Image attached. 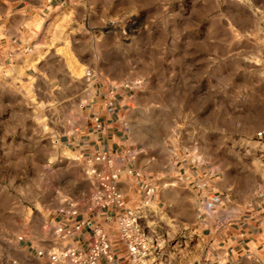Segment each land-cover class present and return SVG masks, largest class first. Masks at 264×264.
Masks as SVG:
<instances>
[{
  "label": "rangeland",
  "instance_id": "1",
  "mask_svg": "<svg viewBox=\"0 0 264 264\" xmlns=\"http://www.w3.org/2000/svg\"><path fill=\"white\" fill-rule=\"evenodd\" d=\"M96 90L126 96L124 156L65 146ZM126 159L213 174L225 205L264 203V0H0V264H39Z\"/></svg>",
  "mask_w": 264,
  "mask_h": 264
},
{
  "label": "crops",
  "instance_id": "2",
  "mask_svg": "<svg viewBox=\"0 0 264 264\" xmlns=\"http://www.w3.org/2000/svg\"><path fill=\"white\" fill-rule=\"evenodd\" d=\"M56 3L57 0H48ZM26 14L18 16V29L29 25ZM18 21V23H17ZM29 22V23H27ZM23 30H26L24 28ZM19 37H16V39ZM111 93L103 94L96 90L88 103L86 125L78 128V132L68 142L67 148L80 157L105 154L120 157L128 154L124 122L116 119L121 115L126 101ZM113 94V92H112ZM121 167L119 187L125 183L128 187L121 191L127 203L134 207L142 201L141 180L150 179L155 186L157 204L163 215L157 227L166 233V256L162 264H239L249 253L264 261V203L261 205H240L226 200V188L218 186L219 178L213 174L199 172L194 168L181 167L176 174L167 172L165 176L143 175L134 171L130 159L120 160ZM219 195L220 202L213 213L207 214L205 202ZM81 224L80 229L62 239L56 233L52 237L43 238V245L38 247L36 259L39 264L54 263L50 259L55 248L75 247L88 251L93 241L94 231L101 228L111 242L113 260L102 257L103 264H129L127 249L118 237V209L114 206L95 207L85 219L73 216L63 219L56 227H74ZM182 234L189 235L186 244L174 246L176 239ZM63 244L56 242L58 238Z\"/></svg>",
  "mask_w": 264,
  "mask_h": 264
},
{
  "label": "built area",
  "instance_id": "3",
  "mask_svg": "<svg viewBox=\"0 0 264 264\" xmlns=\"http://www.w3.org/2000/svg\"><path fill=\"white\" fill-rule=\"evenodd\" d=\"M100 157V155H99ZM98 157V159H100ZM96 170H94V173ZM120 173H111L101 177V190L95 197L96 206L106 208L114 206L118 209V237L127 249L129 264H162L165 256L166 233L157 225L163 215V210L157 204L154 183L147 178L140 182L142 201L130 207L125 194L119 187ZM219 195L205 202L207 214L213 213L219 204ZM81 224L74 227L59 226L56 234L65 239L73 230L80 229ZM189 235L182 234L173 243L174 246L186 244ZM102 257L113 260L111 242L108 235L96 228L90 249L84 251L75 247H66L50 255L54 263L68 264H103Z\"/></svg>",
  "mask_w": 264,
  "mask_h": 264
}]
</instances>
